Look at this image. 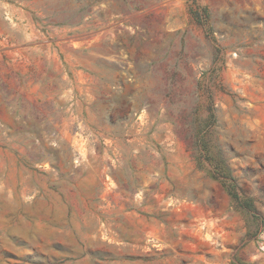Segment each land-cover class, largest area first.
<instances>
[{"label": "rangeland", "instance_id": "1", "mask_svg": "<svg viewBox=\"0 0 264 264\" xmlns=\"http://www.w3.org/2000/svg\"><path fill=\"white\" fill-rule=\"evenodd\" d=\"M0 264H264V0H0Z\"/></svg>", "mask_w": 264, "mask_h": 264}, {"label": "trees", "instance_id": "2", "mask_svg": "<svg viewBox=\"0 0 264 264\" xmlns=\"http://www.w3.org/2000/svg\"><path fill=\"white\" fill-rule=\"evenodd\" d=\"M231 195L233 196V198L235 199V200H237V201H239L238 199H240L237 195H234V194H232L231 193Z\"/></svg>", "mask_w": 264, "mask_h": 264}]
</instances>
